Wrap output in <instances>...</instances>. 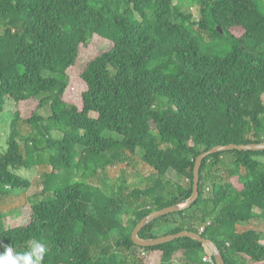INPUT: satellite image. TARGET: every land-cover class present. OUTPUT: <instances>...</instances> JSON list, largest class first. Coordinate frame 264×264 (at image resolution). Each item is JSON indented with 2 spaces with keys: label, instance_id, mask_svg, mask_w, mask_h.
Returning a JSON list of instances; mask_svg holds the SVG:
<instances>
[{
  "label": "trees",
  "instance_id": "trees-1",
  "mask_svg": "<svg viewBox=\"0 0 264 264\" xmlns=\"http://www.w3.org/2000/svg\"><path fill=\"white\" fill-rule=\"evenodd\" d=\"M195 1L198 20L174 0H0V113L8 101L39 97L31 116L13 112L0 151V244L23 252L38 240L47 248L42 264H144L145 250L159 253V264H203L209 248L193 238L148 247L132 240L144 216L192 194L200 153L264 141L261 0ZM206 34L228 38L231 47L203 53ZM93 35L112 46L84 63L85 89L73 103L66 98L69 70ZM261 155H209L196 202L154 219L139 235L187 229L214 240L226 264H264ZM128 160L151 169L145 186L126 192L106 177L105 188L96 183L106 166L123 168ZM37 165L43 188L30 203L31 220L9 227L6 200L31 186L18 171ZM26 201L20 196L19 206ZM167 224L174 225L157 233Z\"/></svg>",
  "mask_w": 264,
  "mask_h": 264
},
{
  "label": "rangeland",
  "instance_id": "rangeland-1",
  "mask_svg": "<svg viewBox=\"0 0 264 264\" xmlns=\"http://www.w3.org/2000/svg\"><path fill=\"white\" fill-rule=\"evenodd\" d=\"M174 3L179 5L184 11L191 12L194 15V19L198 20L200 18L199 6L195 0H174ZM258 5L260 8L264 9V0L258 1ZM207 35V34H206ZM204 35V39L201 42L202 52L205 54H213L218 53L220 55L224 54L229 50L230 40L228 38L217 39L213 36L209 37L208 35ZM112 43L108 39L102 38L97 35H93L89 40L88 44H83L80 46L79 60L80 64L72 67L69 70L70 75L72 76V81L70 83V88L66 94V98L73 102L78 103L81 99V93L85 89V84L79 77L82 66L84 63L92 59L94 56L99 54L100 52L111 48ZM39 103V97L31 98L26 101L20 102L18 105L13 101H8L5 106V110L0 113V151H3L7 147V139L9 137V129L10 122L12 119V114L17 109H20L23 117H29L33 113V111L37 108ZM41 114L44 117H47L50 113L49 107H43L40 109ZM56 134L60 132L55 131ZM141 151L139 154L141 155ZM257 159L264 162V155L256 156ZM109 171L115 172V179H113L112 175H107ZM21 175L27 177L31 181L30 188L23 189L22 191H17L8 197L6 206L9 215L7 216V225L9 227L19 226L27 224L31 220V201H34L36 194H39L43 188V167L37 165L31 169L22 168L18 171ZM151 173L150 168H146L143 163L138 160L134 166V161L128 160V165L122 168L119 164L113 165L110 164L106 166L104 170L103 176L101 171L98 175L93 178L96 180V183L103 188H105V177L107 178V182L114 181V189L119 188L121 185L123 186V190L126 192H130L136 186H145L146 182L143 177ZM79 178V176L77 177ZM74 179V175H72V181ZM177 181L186 184L187 180L184 178H177ZM111 188V187H110ZM20 196L26 197L27 203L23 205V207L19 206ZM131 213V212H130ZM130 215V214H129ZM129 216L124 217V222L128 223ZM264 224V223H263ZM174 224H167L161 226L157 233H163L169 229V227ZM262 242L264 243V232L262 235ZM147 251V255H143L142 252L140 257H142L144 264H159V253L153 251ZM179 260H173L171 264H181L184 260L183 258H178ZM182 260V261H181Z\"/></svg>",
  "mask_w": 264,
  "mask_h": 264
},
{
  "label": "water",
  "instance_id": "water-1",
  "mask_svg": "<svg viewBox=\"0 0 264 264\" xmlns=\"http://www.w3.org/2000/svg\"><path fill=\"white\" fill-rule=\"evenodd\" d=\"M234 149L245 150V151L264 150V141L241 143V144H238V143L219 144V145H215L211 147L210 149H207L203 151L202 153H200L197 156L196 161H195L192 194L186 200H183L173 205H169L164 208L154 210L148 215L144 216L132 231L133 242L139 246L148 247V246H154V245L166 243L176 238L190 237L206 245L209 248V250L212 252L217 264H226L223 253L221 249L219 248V246L217 245V243L214 240L203 236L201 233L185 229L177 233L160 235V236L153 237V238L141 237L139 233L148 223H150L154 219L161 217L163 215H166V214L178 212V211L191 207L199 197L201 166H202L204 159H206L211 154H214L220 151H227V150H234Z\"/></svg>",
  "mask_w": 264,
  "mask_h": 264
},
{
  "label": "clouds",
  "instance_id": "clouds-1",
  "mask_svg": "<svg viewBox=\"0 0 264 264\" xmlns=\"http://www.w3.org/2000/svg\"><path fill=\"white\" fill-rule=\"evenodd\" d=\"M4 251L0 252V264H42L47 248L44 243L35 240L23 251H14L11 246H5Z\"/></svg>",
  "mask_w": 264,
  "mask_h": 264
},
{
  "label": "built area",
  "instance_id": "built-area-1",
  "mask_svg": "<svg viewBox=\"0 0 264 264\" xmlns=\"http://www.w3.org/2000/svg\"><path fill=\"white\" fill-rule=\"evenodd\" d=\"M201 230H204V227L201 228ZM143 255H147V251L142 252ZM203 264H217L212 252L209 250L203 255Z\"/></svg>",
  "mask_w": 264,
  "mask_h": 264
}]
</instances>
